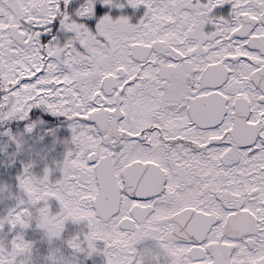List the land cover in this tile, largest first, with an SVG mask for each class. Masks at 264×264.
Masks as SVG:
<instances>
[{"label": "snow or ice", "instance_id": "snow-or-ice-1", "mask_svg": "<svg viewBox=\"0 0 264 264\" xmlns=\"http://www.w3.org/2000/svg\"><path fill=\"white\" fill-rule=\"evenodd\" d=\"M0 264H264V0H0Z\"/></svg>", "mask_w": 264, "mask_h": 264}]
</instances>
